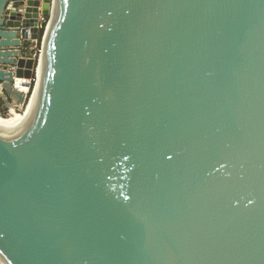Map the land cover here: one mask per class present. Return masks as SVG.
I'll list each match as a JSON object with an SVG mask.
<instances>
[{"label": "water", "instance_id": "obj_1", "mask_svg": "<svg viewBox=\"0 0 264 264\" xmlns=\"http://www.w3.org/2000/svg\"><path fill=\"white\" fill-rule=\"evenodd\" d=\"M49 2L0 0L3 110ZM43 41L0 130L3 264H264V0H53Z\"/></svg>", "mask_w": 264, "mask_h": 264}, {"label": "bare ground", "instance_id": "obj_2", "mask_svg": "<svg viewBox=\"0 0 264 264\" xmlns=\"http://www.w3.org/2000/svg\"><path fill=\"white\" fill-rule=\"evenodd\" d=\"M43 46L39 56V60L37 63L36 71H35V82L31 94L24 106L23 113H17L13 107L9 108V116L3 117L0 115V130L9 135L14 133L18 130L19 127L26 128L29 126L34 118L35 113L37 112L41 98H42V90H43V78L46 66V59H47V49L46 46ZM1 72V71H0ZM25 92V89H23ZM1 93V89H0ZM36 107L34 109V106ZM4 264H6L4 262Z\"/></svg>", "mask_w": 264, "mask_h": 264}, {"label": "built area", "instance_id": "obj_3", "mask_svg": "<svg viewBox=\"0 0 264 264\" xmlns=\"http://www.w3.org/2000/svg\"><path fill=\"white\" fill-rule=\"evenodd\" d=\"M52 6H53V0H50L49 2V14L47 16H43L40 12H39V16H38V30H42V36L40 38V42H38V38L37 39H34V43H35V49L33 50V55H29V54H26V53H22V50L21 49H25L26 50V47H23V43L21 44L20 46V50H21V56H25V57H28V56H33L35 59H38L39 56H40V53H41V50H42V41H43V38L46 34V31L48 29V26H49V23H50V19H51V16H52ZM9 9H11V5L8 6ZM40 43V48H37L38 44ZM9 70H11V68H9ZM35 82V78L33 77L32 79V83L34 84ZM26 92V90H25Z\"/></svg>", "mask_w": 264, "mask_h": 264}, {"label": "rangeland", "instance_id": "obj_4", "mask_svg": "<svg viewBox=\"0 0 264 264\" xmlns=\"http://www.w3.org/2000/svg\"><path fill=\"white\" fill-rule=\"evenodd\" d=\"M28 42V44H27V47H26V50H24L25 52L24 53H26V54H29L30 55V50L31 49H35L36 47H35V43H34V41L33 40H28L27 41ZM37 48H40V43L38 44V46H37ZM22 50V49H21ZM23 53V52H22ZM21 53V54H22ZM23 53V54H24ZM25 55V54H24ZM24 91V90H23ZM28 97H29V94H28V96H27V99H28ZM3 98H7V100L8 101H10V99H8L9 97L8 96H6L3 92H1V94H0V115L1 116H3V117H7V116H9V111H8V109L7 110H3V108H2V99ZM27 99H26V101H25V103L24 104H22V105H14L13 106V108H14V110L17 112V113H23V111H24V106H25V104H26V102H27ZM35 107H36V104H35V106H34V109H35ZM0 264H3V262L0 260Z\"/></svg>", "mask_w": 264, "mask_h": 264}, {"label": "trees", "instance_id": "obj_5", "mask_svg": "<svg viewBox=\"0 0 264 264\" xmlns=\"http://www.w3.org/2000/svg\"><path fill=\"white\" fill-rule=\"evenodd\" d=\"M41 36H42V30H39V34H38V42H40V38H41ZM27 44H28L27 41L24 42V43H23V47H27ZM24 50H25V49H22V52H23V53L25 52ZM32 85H33V83L31 82V84H30L29 87H28V93L31 91V89H32Z\"/></svg>", "mask_w": 264, "mask_h": 264}]
</instances>
